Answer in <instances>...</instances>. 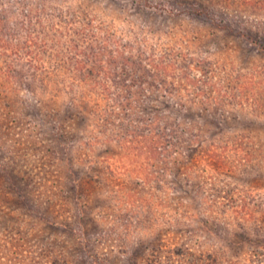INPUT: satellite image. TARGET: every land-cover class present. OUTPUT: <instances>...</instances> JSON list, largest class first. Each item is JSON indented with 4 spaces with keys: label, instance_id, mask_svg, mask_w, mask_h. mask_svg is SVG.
<instances>
[{
    "label": "rangeland",
    "instance_id": "rangeland-1",
    "mask_svg": "<svg viewBox=\"0 0 264 264\" xmlns=\"http://www.w3.org/2000/svg\"><path fill=\"white\" fill-rule=\"evenodd\" d=\"M0 43V264H264V0H0Z\"/></svg>",
    "mask_w": 264,
    "mask_h": 264
},
{
    "label": "trees",
    "instance_id": "trees-1",
    "mask_svg": "<svg viewBox=\"0 0 264 264\" xmlns=\"http://www.w3.org/2000/svg\"><path fill=\"white\" fill-rule=\"evenodd\" d=\"M36 43L41 46L40 48H43L44 47V42L41 39L37 40ZM25 54L26 53L20 54L16 49H13V50L10 51V48H6V44L5 43H0V58H2V56H5L6 58L9 59L12 56V58L14 57V59H12V60H15V61L20 62L21 60H28L26 56H23ZM30 59L33 60V57H31ZM10 63H11V61H10ZM10 70H11V65L10 64H7L5 66V72H4L5 74L4 75H7V77H8L10 75ZM8 72H9V75H8ZM0 75H2L1 72H0ZM7 77L4 76L3 77L4 80ZM28 78L32 80L33 77L32 76H27L26 79H28ZM11 83L12 82H9L8 88H10V85H12ZM3 85H5V84H3Z\"/></svg>",
    "mask_w": 264,
    "mask_h": 264
}]
</instances>
